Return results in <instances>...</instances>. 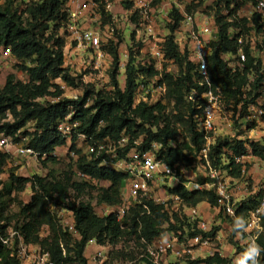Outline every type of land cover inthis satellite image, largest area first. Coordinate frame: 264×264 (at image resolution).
<instances>
[{
  "label": "trees",
  "instance_id": "trees-1",
  "mask_svg": "<svg viewBox=\"0 0 264 264\" xmlns=\"http://www.w3.org/2000/svg\"><path fill=\"white\" fill-rule=\"evenodd\" d=\"M69 1L5 0L3 4H0V48L11 49L12 57L8 58L7 65L11 64L13 68L16 65L28 79V82L24 83L18 79L17 74L12 73L7 76L5 85L0 87V134L17 140L28 124H34L36 134L29 147L40 156L48 155L67 144V140L59 133L58 125L68 121L71 124H78L71 140V150L76 149L78 136L84 135L88 138L91 147H96L106 140L118 141L128 137L129 144L119 151L120 157L126 156L135 140L143 139L144 147H150L156 143L161 146L159 155L172 166L176 164L183 166L189 159L197 154L200 155L207 143L204 135L198 130L196 122V115L201 110L187 100V95L194 87L201 90L203 88L198 87L200 78L195 66L188 60L187 54L180 52L173 35L167 39L163 47L166 59L173 60L181 67V75L175 77L171 73H163L164 70L159 72L153 63L147 69H142L149 78L157 77L158 85L166 84L165 104L162 100L154 105L146 101L136 104L135 99L141 83L138 81L139 71L131 62L127 66L126 87L124 90L120 88L117 80L119 55L116 48L111 50L115 59L112 93H95L88 89L78 100L64 97L63 91L55 83L57 79L61 78L65 83L75 88L79 87L76 79L71 77L65 68L63 41L56 37L54 31H51V26L69 20L70 12L67 10ZM110 1L93 0L100 7L103 26H111L114 22L109 12L105 13ZM213 4L216 9L215 17L221 28L222 41L213 47V53L208 58L211 81L215 87L222 89L227 105L237 111L239 105L243 103L242 109L245 112L249 104L254 103L257 97L254 94L256 83H253L252 89L247 87V84L251 75L259 74L258 69L249 61L244 71L235 72L228 66L223 54L236 51V45L228 37L230 27L244 32L248 29V20L239 19L236 16L241 7L240 3L230 0H213ZM225 11L229 12L228 18L224 15ZM230 18H234L233 23L227 21ZM182 19L178 13H175L176 22L173 32ZM252 20L256 27L260 26L258 14L254 15ZM32 60L36 62V66L28 67L27 64ZM48 97L54 98L56 102L46 105L40 103V99ZM169 104L173 105V111L167 114ZM72 111L74 114L71 119H67ZM178 124L186 131L188 141L182 143L178 141ZM226 150H230L232 154L230 152L228 155L229 165L224 168L230 170L229 173L234 179L242 176L243 166L236 165L233 156L245 155L252 151L256 157H264V146H258L255 142L217 138L210 150L213 166L218 167L222 164ZM97 153L98 151L94 154ZM106 155L97 159L93 157L90 160L84 158L79 160L77 172H82L86 176L87 179H81L84 183L73 181L71 176L67 175L62 180L53 181L38 176L32 179L13 177L7 185H4L1 175L5 171L8 155L0 153V189L3 186L11 197L12 192L20 193L26 185L32 184L34 193L30 203L22 204L17 215L18 222L12 227L23 232L27 243L41 246L56 264H87L88 257L85 253L89 241L93 239L97 240L101 246H111L121 239L135 235L137 242H141L146 251V245L142 240L152 244L166 234L173 233L169 231L162 234L164 223L170 220L171 215L178 212L172 201L166 204L145 201L148 211L143 205H134L130 208L124 222L119 223L114 214L104 216L98 213L92 204L78 201V196L71 199L72 190L80 195V192L88 188L90 183L106 181L111 185L102 189L100 202L114 207L121 203L128 176L114 169L101 167ZM169 191V194L180 196L188 207H197L202 203H209L212 208L217 207V198L213 190L190 192L185 187L178 186ZM3 198L0 190V226L2 223L8 226L12 219L5 216L7 202ZM51 203L52 206L73 212L75 232L66 231L62 227L56 214L51 211ZM259 204L257 200L241 203L237 219H230L232 224L238 226L240 221L247 220L249 211ZM243 212H246V216L241 219ZM220 216L223 215L220 214ZM225 219L228 221L227 218ZM262 224L264 227V218ZM45 227L49 228V234L47 237H42ZM4 228L6 227L3 226ZM200 232L199 235L205 238H211L210 235L213 234L212 228L209 231L200 230ZM196 235H198L197 232L194 233V236ZM177 237L179 238V235ZM257 242L260 255L254 259L255 264H264V232ZM241 248L242 251L239 248L235 263L228 255L222 257L219 254L197 263L240 264V261L248 254L246 246L241 245ZM141 259L143 264H153L145 258ZM0 264H19V261L0 246ZM245 264H253V259L249 257Z\"/></svg>",
  "mask_w": 264,
  "mask_h": 264
},
{
  "label": "built area",
  "instance_id": "built-area-1",
  "mask_svg": "<svg viewBox=\"0 0 264 264\" xmlns=\"http://www.w3.org/2000/svg\"><path fill=\"white\" fill-rule=\"evenodd\" d=\"M77 1L80 2L81 0ZM230 1L241 4L236 16L239 19L248 20V29H245L243 32L241 29L230 27L228 37L236 45V51L223 54V58L235 72L244 71L249 61L257 67L259 74L251 75L247 84V87L252 89L253 83H256V92L254 94L257 97L255 102L249 104L245 112L242 109L243 103L239 105L237 111L226 104L222 89L215 87L211 81L208 63V58L213 53V47L222 41L220 38L221 28L217 23L216 17L215 15L196 17L192 14H185L181 27L178 30L180 37H178L179 39L176 43L179 46L180 52L187 54L188 60L195 66V70L200 78L198 80V87L203 88L202 90L196 87L192 88L187 95V100L201 110L196 115V122L198 130L204 135L207 143L206 148L200 154L201 165L198 168V172L200 173L198 177L202 176L206 181H203V179L199 180L198 177H195V179L188 178V171L181 164L172 166L159 155L161 150L160 145L154 143L150 147H144L142 146L143 139L135 140L133 147L125 157H120L118 153L128 146V137H123L118 141L106 140L96 147L90 146V150L94 153L98 151L97 154L105 151L106 153H113L117 161L112 169L128 176L123 188L122 201L113 207L112 210V214L116 217L117 222L123 223L130 208L134 205H143L145 210L148 211L145 201H154L158 204H166L172 201L177 210L184 208L190 218L195 220L200 219V230L207 231V223L202 217L199 206L187 207L184 204V200L177 195L168 194L166 199L156 195L155 191L161 180H167L171 189L183 186L190 192L213 190L217 198L216 211L218 215L222 214L227 219H237L239 206L233 202L236 196L233 182H236L237 179H234L230 175L229 169L224 168L229 165L225 154L220 166L215 167L212 165L210 150L218 137L240 141H247V139L252 141V138L260 137V140L252 142H255L258 146H264V0ZM148 2L149 0L135 1L136 8L140 11L143 21L141 26L146 28L148 38L150 39L151 36L154 37L152 25L155 22V15L153 10L149 8ZM79 6V12L72 13L70 11V21L73 23V36L79 45L90 48L94 52L96 61L94 67L95 69H100L109 59V55L103 50L105 42L103 41L101 31L83 28L80 20L81 11L88 9L89 6H97V4L93 1H88ZM245 7L250 9V12L248 15L242 16ZM96 8L94 7L93 9ZM256 14L260 16L259 27H256L252 20ZM224 15L228 18L229 12L225 11ZM100 17V14H94L92 21L99 22ZM227 21L233 23L234 18H230ZM104 28H107L108 32L112 31L111 26H104ZM106 44H108V41H106ZM151 46L150 53L154 60L153 66L156 70L162 72L163 63L174 64L173 60L166 59L163 45L157 46L156 43ZM9 57H12L11 49L0 48V70L7 64ZM23 82H28V79L27 81L23 80ZM55 83L63 91V95L66 98L78 100L84 95L83 89L75 88L65 83L61 78L57 79ZM140 91L142 90L140 89ZM152 92L159 95V99L156 102L162 100L163 104H165L167 94L166 84L157 85L152 91L149 90L147 95H150ZM138 96L139 94L136 98V104H139L141 101H149L146 96ZM72 114H74L73 111L67 119H71ZM77 126V123L71 124L68 121H64L58 125V130L67 142H70ZM249 132H259L262 135L257 136L254 134L248 138ZM79 136L88 139L84 135ZM0 153L9 154L11 161L15 164H18V160L40 156L31 147L17 145L13 137L4 134H0ZM252 157H256L252 151L245 155L233 156L235 164L241 166L244 165L245 159ZM256 158H258L264 170V157ZM77 177L87 179L82 172H77ZM68 217H71V220H68ZM263 218L264 197L255 209L249 211L247 220L239 222L242 225L240 233L246 236L244 246H246L247 253L252 259H257L260 255L257 241L264 232ZM61 225L66 231L75 232L73 212L69 210L63 211ZM3 226L6 228L3 229ZM182 238L183 241L173 233H168L152 244H148L145 240H142L146 245V251L141 258H145L153 264H177V260L180 257H193L194 248L197 247L201 251V255L202 253L203 255L208 253L209 257H214L216 254L225 257L223 252L210 248L211 238H205L202 235L193 237L183 236ZM88 245L96 246L97 250L90 254L87 264H108V249L110 246H101L95 239L90 240ZM0 246L9 251L10 255L19 261V264H56L50 254L44 251L41 246L27 243L23 232L11 225L7 226L5 223H2L0 226ZM256 250H258V254ZM171 253L176 257L175 261H172Z\"/></svg>",
  "mask_w": 264,
  "mask_h": 264
},
{
  "label": "rangeland",
  "instance_id": "rangeland-1",
  "mask_svg": "<svg viewBox=\"0 0 264 264\" xmlns=\"http://www.w3.org/2000/svg\"><path fill=\"white\" fill-rule=\"evenodd\" d=\"M27 2L37 1V0H26ZM123 5L126 8L132 10L133 14L128 18L127 21H120L118 23L113 22L111 25V32L107 31L103 26V19L100 17L98 21H92V25L89 27L91 29L101 31L103 41L105 42L103 50L109 55V59L106 64L102 65L100 69H95V54L94 52L87 47H83L78 44V41L73 36L72 25L73 23L69 20L64 23L52 24L51 31H54L57 38L63 41L64 45V55H65V68L68 70V73L71 77L76 79V83L80 89L87 91L88 89L92 92H101L105 94L112 93L114 91V86L112 82V73L115 70V59L111 53L112 48H116L119 55V71H118V83L122 90L126 87L127 79V66L131 64L136 67L139 71L138 81L141 83L140 89L142 91L138 92V97H149L148 104H156V100L159 99L158 93L152 92L149 96L147 95L148 91H152L156 87L157 79L149 78L142 72L143 68L149 67L154 60L150 53L151 45L156 44L157 46L165 45L167 39L170 36L175 37L177 41L180 37L178 30L181 27V23L184 19L185 14L195 15L196 17L215 15L216 9L213 0H149V8L153 10L156 20L152 25L153 35L151 38H148V32L146 28L142 27L143 24L142 17L139 10L134 9L135 1L134 0H122ZM5 0H0V4H3ZM67 10L70 12L69 2L67 3ZM158 13V11H160ZM108 11L106 6L105 13ZM100 14V7L97 6L96 9H93L90 12V19L94 17L92 13ZM250 9L247 7L244 8L242 16L248 15ZM156 13V14H155ZM175 13H178L183 19L179 23L178 28L173 32V27L175 25ZM108 41V44H106ZM28 67L36 66L34 60L30 61L27 64ZM15 70L19 71L20 80H26L27 76L16 67ZM163 70L165 72L171 73L175 77L181 75V67L174 62V64H164ZM166 74V73H165ZM137 94V95H138ZM137 98V96H136ZM72 100V98H68ZM136 101V99H135ZM56 102L54 98H44L40 99V103L46 105L48 103ZM92 104V102H89ZM173 111V105L169 104L167 107V114H170ZM178 141L184 142L188 141L186 136V131L182 126L178 124ZM36 134L34 129V124H28L26 129L15 139V144L22 145L27 147L30 145L33 136ZM260 136L259 132L251 133L247 135L249 138L253 135ZM219 139H224L218 137ZM249 140V139H247ZM260 140L259 138H252V141ZM230 150L225 151V158L228 160V155H230ZM106 157L100 165L101 167L114 168L116 163V157L111 152H104ZM103 153L94 154L90 150V143L88 139L78 136L76 142V149L71 150V141L67 142L66 145L57 148L54 152L48 155H41L30 157L25 160H18V164H15L10 159V155L7 158V165L5 167L4 173L1 175L2 182L4 185H7L13 177H22V178H34L35 176L41 178H47L48 180H62L67 175L71 176L73 181L78 183H84L79 177L76 176L77 166L79 160L84 158L90 160L91 158H101ZM232 154V152H231ZM234 155V154H233ZM232 155V156H233ZM201 159L200 155L194 156L192 159H189L183 167L188 171L187 177L190 179H195L200 174L198 168L200 167ZM199 180L203 177H198ZM203 181H206L203 179ZM111 185L110 182L99 181L96 183H90L89 187L80 192L78 195L73 190L70 193L71 199H75L77 196L78 201H83L85 203H90L94 206L96 211L102 215H111L113 210V205L100 202V196L102 189H106ZM169 182L167 180H161L159 186L156 189V195L160 198L166 199L167 195L170 193ZM233 189L236 194H239V197H234L233 202L238 206L241 203L249 202L252 200H257L258 202L262 201L264 197V170L263 166L259 162L258 158L252 157L250 159H245L243 165V174L240 178L233 182ZM1 192L3 193V200L7 202V211L5 216L11 217L12 221L11 226H14L18 222L17 215L22 208V204L26 205L31 202L34 195L32 184L26 185L24 190L20 193L17 191L12 192L11 197L8 196L7 191L2 186ZM11 200V202H10ZM10 203V204H9ZM206 208L203 212L208 213V219H206L207 227L209 231L212 228L211 244L210 248L213 250L224 252V255H228L230 259L235 263L238 256L239 248L242 251L241 245H244L246 236L241 235L242 225L234 226L232 221H228L223 217L219 216L217 211H214V208L209 203H202L199 205ZM51 211L56 214L57 219L60 221L63 219L64 209L52 206ZM53 207V208H52ZM188 207V206H187ZM242 218H245L246 212L241 213ZM71 220V217L67 218ZM227 222H226V221ZM245 221L244 219L242 220ZM200 222L201 220H195L188 216V212L184 208L178 210L176 214L170 216V220L166 221L163 226L162 234L167 232H173L181 241H183V236L193 237L194 233L197 232L199 235L200 232ZM174 227V228H173ZM49 234V228L45 227L42 231V237H47ZM181 234V235H180ZM188 246V245H187ZM89 250V245L87 247ZM108 264H143L141 256L145 253V248L141 245V242H137L136 236L132 235L126 239H121L117 244H111L108 249ZM229 251V252H228ZM240 252V251H239ZM226 253V254H225ZM174 256L173 253H171ZM134 257V258H133ZM208 253L202 254L199 248H194L193 257H180L177 260V264H206L204 262L197 263L207 259ZM172 261L176 260V257H171Z\"/></svg>",
  "mask_w": 264,
  "mask_h": 264
},
{
  "label": "crops",
  "instance_id": "crops-1",
  "mask_svg": "<svg viewBox=\"0 0 264 264\" xmlns=\"http://www.w3.org/2000/svg\"><path fill=\"white\" fill-rule=\"evenodd\" d=\"M88 1L92 2L93 0H81L80 2H78L77 0H70L69 1L70 11L72 13L79 12V7H80L79 5L86 3ZM134 1H136V0H134ZM122 2H123L122 0H111L107 4V8H108L107 12H109V14L113 17V21L115 23H118L120 21H127L128 18L131 17V14H133L132 10H130L129 8H126ZM94 7H97V6H94ZM94 7L89 6L88 9L81 11L80 20H81V23L83 24V28H89L92 25V23H91L92 18L90 19V17H92V16H90L91 15L90 12ZM134 9H136V4H135ZM159 12H161V10L158 11V13ZM94 14H95V12L92 13V15H94ZM155 20H156V16H155ZM12 73L17 74V77L20 78L19 73L12 67L11 64H9V65L6 64L2 68V70L0 71V87L5 85L7 76L9 74H12ZM236 197H239V194H236ZM203 207H205V206L203 205L202 208L199 207V209L202 212L203 219L206 220V219H208L207 218L208 213L205 212L203 215V212L206 210V208H204L205 209L204 210ZM214 211H216V208H214ZM96 250H97L96 246H89V250L86 249V253H85L86 257H89L90 254ZM225 256H227V254ZM172 257H174V256H172Z\"/></svg>",
  "mask_w": 264,
  "mask_h": 264
},
{
  "label": "clouds",
  "instance_id": "clouds-1",
  "mask_svg": "<svg viewBox=\"0 0 264 264\" xmlns=\"http://www.w3.org/2000/svg\"><path fill=\"white\" fill-rule=\"evenodd\" d=\"M257 251V254H258V250ZM249 258L248 254L245 255V258L243 260L240 261V264H245L246 260ZM253 264H255V260L253 259Z\"/></svg>",
  "mask_w": 264,
  "mask_h": 264
}]
</instances>
